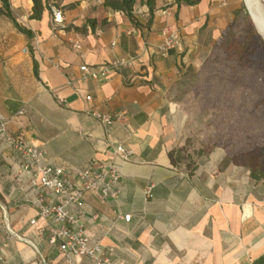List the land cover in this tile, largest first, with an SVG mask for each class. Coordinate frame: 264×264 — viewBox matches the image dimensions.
Returning a JSON list of instances; mask_svg holds the SVG:
<instances>
[{"label":"crops","instance_id":"crops-1","mask_svg":"<svg viewBox=\"0 0 264 264\" xmlns=\"http://www.w3.org/2000/svg\"><path fill=\"white\" fill-rule=\"evenodd\" d=\"M9 1L32 35L0 14V113L13 117L9 130L42 149L54 167L118 163V198L86 191L81 202L86 232L111 249L112 261L264 264V183L227 162L220 150L191 167L175 158L184 142L185 115L173 99L174 86L224 31L237 0H154L151 6L136 0L134 19L105 0H54L66 25L55 33L49 8L31 18L33 0ZM166 24L179 29L180 42L163 56L156 48ZM75 40L80 49L72 47ZM121 57L133 67L105 80H81L82 64ZM87 96L93 109L120 116L106 126L89 113ZM21 109L25 113L17 115ZM117 143L132 149L130 160L115 158ZM20 162L0 140V243H9L0 264H94L87 256L68 258L49 243L48 233L36 234L30 223L38 214L35 193L21 191L15 180Z\"/></svg>","mask_w":264,"mask_h":264},{"label":"built area","instance_id":"built-area-1","mask_svg":"<svg viewBox=\"0 0 264 264\" xmlns=\"http://www.w3.org/2000/svg\"><path fill=\"white\" fill-rule=\"evenodd\" d=\"M50 10L53 16L52 31L55 33L64 29L66 25L61 8L52 4ZM161 35L162 41L156 50L165 56L171 48L179 45L180 32L175 26L166 24L162 28ZM72 47L76 50L80 49L81 43L75 40L72 42ZM122 67L132 68L133 61L121 57L98 65L82 64L79 67L80 78L83 81L105 80ZM87 101L90 104L89 113L106 126L111 125L120 116L117 113H103L93 109L91 96H87ZM24 113L25 110L21 109L17 115ZM12 119L13 117L0 113V140L21 158L20 170L15 177L20 190L25 191L29 188L35 193L34 203L38 208V214L30 219V223L36 226V234L44 236L48 233L49 243L57 245L68 258L87 256L94 264H116L112 261L111 249H107L99 240L90 237L86 232L83 224L85 211L81 208V202L86 191L96 192L103 199L118 198L120 194L118 163L114 160L103 162L97 168L54 167L47 160L42 149L9 130ZM113 153L117 160L128 161L131 158L132 149L122 143H117L113 145ZM70 178H75L78 187L73 185ZM42 191L51 193L56 201H47ZM145 193L146 196H151V187L147 188ZM122 217L128 221L131 214H124ZM39 219L47 221L39 225ZM7 230L10 236H17V233L9 226ZM20 238L29 241L22 236ZM8 245L7 240L0 243V261L4 260ZM122 263L121 261L120 264Z\"/></svg>","mask_w":264,"mask_h":264},{"label":"rangeland","instance_id":"rangeland-1","mask_svg":"<svg viewBox=\"0 0 264 264\" xmlns=\"http://www.w3.org/2000/svg\"><path fill=\"white\" fill-rule=\"evenodd\" d=\"M236 4L224 31L233 24L231 31L242 37L252 22L243 1ZM235 10H240L237 16ZM223 32L174 86L173 99L185 115L184 142L175 158L191 167L220 150L229 162L248 169L264 160V66L235 60Z\"/></svg>","mask_w":264,"mask_h":264},{"label":"trees","instance_id":"trees-1","mask_svg":"<svg viewBox=\"0 0 264 264\" xmlns=\"http://www.w3.org/2000/svg\"><path fill=\"white\" fill-rule=\"evenodd\" d=\"M136 0H105V6L110 7L112 9L121 10L126 15H128L131 19H134L133 15V6ZM200 0H175V2L180 4H188L193 5L198 3ZM154 0H146L148 5H152ZM33 13L31 14V18H41L42 12L45 8H51L52 4L57 3L53 0H33ZM240 10H235L234 14L237 16ZM0 14L6 16L18 29V31L22 32L26 36L30 37L32 35L31 30L27 29L23 25H21L16 17L13 15L10 1L9 0H0ZM233 24H229L227 29L223 32V43L232 49V55L235 60L240 63H245L247 65H256L257 67L263 68L264 66V42L259 36V34H255L253 32L254 26L252 24H248L243 28L244 35L242 37L235 36L233 31ZM233 160L230 156L227 157V162ZM240 166V165H239ZM250 171V177L253 180H261L264 183V160L259 165H253L248 168Z\"/></svg>","mask_w":264,"mask_h":264},{"label":"bare ground","instance_id":"bare-ground-1","mask_svg":"<svg viewBox=\"0 0 264 264\" xmlns=\"http://www.w3.org/2000/svg\"><path fill=\"white\" fill-rule=\"evenodd\" d=\"M247 3L257 28L264 36V0H247Z\"/></svg>","mask_w":264,"mask_h":264},{"label":"water","instance_id":"water-1","mask_svg":"<svg viewBox=\"0 0 264 264\" xmlns=\"http://www.w3.org/2000/svg\"><path fill=\"white\" fill-rule=\"evenodd\" d=\"M243 2H244L245 9H246V11H247V13H248V15H249V17H250V19H251V22H252V24H253L255 30L257 31V33L259 34V36L261 37V39H262L263 42H264V36H263V35L261 34V32L259 31V29L257 28V26H256V24H255V22H254V20H253V18H252V15H251V13H250V10H249V6H248V3H247V0H243Z\"/></svg>","mask_w":264,"mask_h":264}]
</instances>
